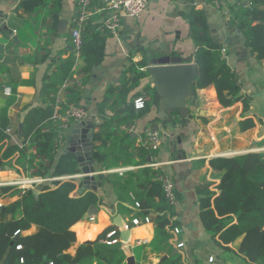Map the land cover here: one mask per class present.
<instances>
[{"label": "trees", "instance_id": "obj_1", "mask_svg": "<svg viewBox=\"0 0 264 264\" xmlns=\"http://www.w3.org/2000/svg\"><path fill=\"white\" fill-rule=\"evenodd\" d=\"M246 1L229 6V22L245 36L244 43L256 54L257 60H262L264 0ZM43 2L26 0L23 9L32 10ZM15 11H19V5ZM186 18L196 48L197 75L192 84L193 91L212 85L222 106L241 101L243 109L247 110L250 97L242 93L236 72L221 52L223 45L211 40L204 10L193 7ZM17 30L19 32V28ZM3 36L15 49L19 47V41L15 43L9 31L3 30ZM110 36L102 24L87 20L81 31L78 57L69 55L52 59L51 71L45 74L39 91V103L24 107L19 135L23 148L17 161L28 177L54 178L80 172L75 156L63 147L66 136L62 121L52 118L57 91L66 81L59 94L61 112L70 103L82 106V88L90 78L93 66L103 60L105 44ZM69 40L73 47L71 36ZM146 65V58L137 61L129 58L116 83L110 85L98 102L97 114L101 122L92 131V157L97 168L106 171L103 182L111 185L118 213L130 217L149 216L154 223L153 241L168 254L156 264H184L182 255L178 252L173 254L168 243V228L179 226V223L170 218L174 206L163 192L160 167L109 171L118 166L140 165L148 157L157 155V151L146 145H136V138L129 130L151 105H158L159 96L151 84L138 88L148 77L144 69ZM3 85L11 87L10 95L2 93ZM16 87V82L8 77L0 81V92L4 95L0 104V143L7 138L8 108L16 100ZM148 92H151L150 98L144 100L143 107L136 109L134 100L143 93L148 95ZM252 126L251 119L240 122L242 130ZM1 149L0 144V153ZM4 164L0 154V167ZM209 164L219 174V181L214 185L218 192L212 190L209 183L197 187L198 214L205 231L222 251L230 250L229 245L236 243L237 251L250 263L264 264V150L215 156L209 159ZM51 182L55 187L47 186L37 197L30 187L0 184V199L17 196L1 206L0 264H125L127 255L121 249L120 241L107 243L119 238V229L112 225L96 238L84 240L73 254L68 251L76 240L72 226L83 218L91 204L101 200L94 191L78 193L80 182L78 185L72 180L54 179ZM135 202H138V207H133ZM32 225H36L37 230L23 235L22 232ZM112 230L115 234L107 237ZM18 231L20 235L14 240Z\"/></svg>", "mask_w": 264, "mask_h": 264}, {"label": "crops", "instance_id": "obj_2", "mask_svg": "<svg viewBox=\"0 0 264 264\" xmlns=\"http://www.w3.org/2000/svg\"><path fill=\"white\" fill-rule=\"evenodd\" d=\"M25 1L0 0V12L6 17L5 22L12 31L11 37L13 39V35H16L17 40L13 41H19V47L15 49L3 36V30H0V81L8 77L17 86L16 100L8 108L7 138L0 143V154L5 162L0 167V184H18L19 179L28 178L17 161L23 148L18 127L23 120L24 107L39 103V91L45 74L51 71L52 59L74 55L69 37L77 8L76 0H57L58 3H53L56 0H44L43 4L32 10L23 9ZM236 2L247 1L148 0L138 19H123L119 36L111 35L107 39L103 60L93 66L91 76L82 88L80 104L89 112L85 121L92 120L100 116L97 114V104L110 85L116 83L128 59L137 61L145 58L141 48L152 50L155 57L180 56L186 63L195 62L196 48L189 34L186 15L193 7L204 10L211 40L226 48L228 64L238 76L242 93L250 97L248 109H243L241 101L222 106L215 88L209 85L194 91L195 104L189 110L191 118L186 119L184 124L179 118L170 126L165 118L158 115L157 106L151 105L147 113L129 128L131 134H135L133 137L136 138V145L140 144L139 138L149 129H157L161 133L162 143L156 156L162 163V173L175 185L177 204L169 215L178 221L181 229L177 238L184 242V247L177 252L182 255L184 264H211L208 261L210 255L215 257L217 264H252L237 251L236 243L229 245L230 250L222 251L215 239L205 231L198 214V185L209 183L210 188L218 192L214 185L219 181V174L212 170L210 158L264 150V59L257 60L256 54L244 43L245 36H238L229 22V6ZM18 5L19 11H15ZM102 6L101 0H92L87 20L102 24L107 15L101 9ZM61 20L65 21L63 28L59 26ZM146 84L152 85L149 77L144 78L138 88ZM3 96L0 92V104ZM150 96L151 92H148L145 99ZM245 119H251L254 126L242 130L240 122ZM72 127L63 132L66 136L64 148L67 147ZM13 142L16 145H12ZM51 181L47 186L54 188ZM79 182L80 179L75 180L77 185ZM94 192L101 201L95 204L96 213L93 216L83 217L72 226L76 240L68 249L71 254L80 243L96 238L108 226H116L119 232L125 230L123 226L114 223L116 215L121 216L123 224L127 222L128 216L118 213L111 185L102 182ZM16 198L0 199V208ZM37 228L32 225L22 234H31ZM127 230V242L120 239V243L121 246L129 247L127 256L132 255L135 264H156L161 257L168 256L165 249L153 241L155 229L152 221L132 225ZM168 243L173 250L176 249L169 240Z\"/></svg>", "mask_w": 264, "mask_h": 264}, {"label": "water", "instance_id": "obj_3", "mask_svg": "<svg viewBox=\"0 0 264 264\" xmlns=\"http://www.w3.org/2000/svg\"><path fill=\"white\" fill-rule=\"evenodd\" d=\"M5 16L0 12V30H7L10 33L12 31L8 28L5 22ZM60 28L65 26V21L59 22ZM238 36H242V33L237 27H234ZM13 39L17 40L16 35H13ZM142 52L148 64L145 66V70L148 73L149 81L152 83L159 101L157 105L158 115L165 118L170 126L176 123V118H180L182 124L186 119H190L191 115L189 110L191 106L195 104L193 100L192 84L197 75V65L195 62L186 63L180 56H159L155 57V53L148 48H141ZM23 124L20 123L18 127V133L21 132ZM94 124L92 120L77 122L75 126L70 130V136L67 140L68 152H71L78 163L80 173L82 177L80 179V187L78 193L84 190L96 191L97 188L104 181V173L95 166V160L92 157L93 149V136L92 130ZM135 134H132L134 136ZM50 184V180L42 181L32 189V193L37 197L46 187ZM1 210V208H0ZM96 213L95 204H91L84 214V218H89ZM114 223L117 226H123L121 216L116 215ZM129 231L127 229L120 232V239L126 243L128 240ZM20 235L18 231L15 234L14 240ZM121 249L128 253L129 247L122 245ZM177 253V249L173 252ZM167 258L164 255L159 261ZM126 264H135L134 257L128 255L126 258Z\"/></svg>", "mask_w": 264, "mask_h": 264}, {"label": "built area", "instance_id": "obj_4", "mask_svg": "<svg viewBox=\"0 0 264 264\" xmlns=\"http://www.w3.org/2000/svg\"><path fill=\"white\" fill-rule=\"evenodd\" d=\"M91 2L92 0H76V6H77L76 13L75 16L72 18V23L70 26V36L73 43L74 55L76 57H78L79 55L80 46L82 44L81 31L84 27L85 22L87 21V17L89 16L88 8ZM101 2L103 3L101 9L105 10L107 13V15L105 16L102 22V27L106 29L109 33H111L112 36L118 37L122 20L125 18L138 19L145 10L148 0H101ZM225 51L226 48L222 47L221 52L223 55H225ZM65 86H66V81L62 84V86L59 88L57 92V100H56V104L54 105V111L52 115V118L54 119L59 118L62 121L63 132L65 130H68L70 127H72L74 123L85 121L89 117V112L84 106L75 105L73 103L68 104L63 112L60 111L59 104L61 99L59 98V94H60V90L63 89ZM2 93L4 95H10L11 87L8 85H3ZM146 97L147 95L143 93L142 96L136 98L134 100V107L136 109L143 107L144 100ZM92 121L95 125H97L101 122V117L96 116L95 118H92ZM139 143L146 145L151 150L158 151L162 143V137L160 131L153 128L147 130L139 138ZM161 164H162L161 161L157 159V156L155 155L152 157H148L146 162L140 165L118 167L116 169H111L109 171L114 170L117 172H122L124 170L135 169L138 167H160ZM102 172L104 173L106 171H102ZM81 177L82 174L80 172L72 175H61L54 178L28 177L26 179L20 180L16 185L21 184L23 188H27V187L35 188L37 184L45 180L51 181L57 179L61 181L72 180L75 182V180L81 179ZM159 178L161 179L162 188L165 197L168 199L171 205L175 206L177 204V195H176L174 183L167 175L163 173L160 174ZM11 184H15V183H11ZM133 207H138V202H135V205ZM143 222H151L150 217L128 216L127 222L123 224L122 228L128 229L132 225H138ZM168 232L170 233L169 242L177 250H181L184 247V242L177 238V236L181 233L180 227L179 226L169 227ZM114 234H115V230H112L107 234V237H110ZM118 241H120V238H113L111 240H108L107 243H116ZM208 261L211 264H217L215 262V257L212 255L208 257ZM49 264H53V262H49Z\"/></svg>", "mask_w": 264, "mask_h": 264}, {"label": "rangeland", "instance_id": "obj_5", "mask_svg": "<svg viewBox=\"0 0 264 264\" xmlns=\"http://www.w3.org/2000/svg\"><path fill=\"white\" fill-rule=\"evenodd\" d=\"M13 143H14V144H12V145H16V143H15V142H13ZM19 144H20V143H19ZM20 180H22V179H19V181H20ZM19 185H21V184H19Z\"/></svg>", "mask_w": 264, "mask_h": 264}]
</instances>
